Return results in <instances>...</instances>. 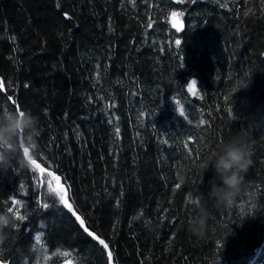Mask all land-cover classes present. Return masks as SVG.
<instances>
[{"label":"trees","instance_id":"obj_1","mask_svg":"<svg viewBox=\"0 0 264 264\" xmlns=\"http://www.w3.org/2000/svg\"><path fill=\"white\" fill-rule=\"evenodd\" d=\"M0 81V111L15 100L39 129V167L0 170V212L14 194L28 212L2 230L1 261L109 264L60 187L115 264H248L264 242V0H0ZM242 129L251 164L216 209L203 163ZM195 198L212 213L203 241Z\"/></svg>","mask_w":264,"mask_h":264},{"label":"clouds","instance_id":"obj_2","mask_svg":"<svg viewBox=\"0 0 264 264\" xmlns=\"http://www.w3.org/2000/svg\"><path fill=\"white\" fill-rule=\"evenodd\" d=\"M38 135V118L30 111H0V170L13 167V160L19 167L27 166L29 157L35 150V138ZM251 147L247 131L242 129L222 140L205 159L204 171L211 167L220 182L217 185L209 181L211 190L208 193V200L216 209L231 205L240 194L244 174L251 164ZM25 148L29 150L28 157L24 154ZM189 203L193 207V215L187 224V230L197 240H206L209 236V220L212 213L200 203L199 198L191 199ZM16 220H18L16 213L10 209L0 212V240L4 238L2 230L14 225ZM262 250L264 245L256 250L249 264H256L260 255L264 254Z\"/></svg>","mask_w":264,"mask_h":264},{"label":"snow or ice","instance_id":"obj_3","mask_svg":"<svg viewBox=\"0 0 264 264\" xmlns=\"http://www.w3.org/2000/svg\"><path fill=\"white\" fill-rule=\"evenodd\" d=\"M133 2H134V0H133ZM171 15H172L173 18H177L181 14L178 13V12L173 11L171 13ZM148 26L151 27L152 25L149 24ZM173 27H177V24L174 23ZM177 30H179L178 27H177ZM176 44L179 45L180 44V40H177ZM187 88H188V92L191 93L193 96L197 95V82L195 80H192L191 82H189L188 85H187ZM0 90H4V82L3 81H0ZM9 99L11 100L12 98L9 97ZM12 102H13V104L16 105V107H15L16 111H22L21 107L18 105V103L15 100H13ZM3 110L9 111L11 109H9L8 107H4ZM177 110H178L179 115L181 117H184L186 119L188 118V115H186L187 109L185 107V104L178 103ZM201 123H203V121H201ZM23 151H24L25 156L28 157L29 156V150L25 148ZM28 162L30 164H32V165H35L36 167H39V165L36 163V160L32 158V155L29 157V161ZM41 171H43V169H41ZM49 175H51V173H49ZM55 179L57 181V184L59 185L60 177H55ZM23 187L24 186L21 185V189ZM177 187H179V185H177ZM52 191L55 192V194L59 197V199H60L61 203L63 204V206L66 209H68L69 211L72 212V214L75 216L76 220L79 222L81 228L90 237H92L93 239L99 240L100 245H102L105 249H109V244L104 239H100L99 236L94 235L93 232H90L88 230V227L86 226L85 219H82L81 216L77 215L76 212L73 210V204L71 202H69V200L66 198V190L63 187H60L59 191H57L55 189H53ZM8 200L10 201V206L7 209H10L11 211L15 212L19 221L26 220L28 218L27 205L21 199L15 198V194L13 196H10L8 198ZM17 206H19V207H17ZM41 207L46 209V208L49 207V204L45 202V203H43L41 205ZM21 208L25 209L24 214H20V209ZM35 239H36L37 242H40L41 241V236L37 235L35 237ZM60 254L63 255L64 257H69L70 258L69 264H71V261L74 258H72V254L70 252L64 251V252H62ZM107 255H108L109 261H112L113 257H112V251L111 250L108 251ZM47 259H48V257H45V260H47Z\"/></svg>","mask_w":264,"mask_h":264},{"label":"water","instance_id":"obj_4","mask_svg":"<svg viewBox=\"0 0 264 264\" xmlns=\"http://www.w3.org/2000/svg\"><path fill=\"white\" fill-rule=\"evenodd\" d=\"M174 23H176L177 24V27L179 26V24L176 22V21H174ZM193 79H190V81L189 82H191ZM57 187H60V185H57ZM68 210V209H67ZM73 210H74V208H73ZM69 211V210H68ZM75 211V210H74ZM70 213H71V215L75 218V216L72 214V212L71 211H69ZM76 212V211H75ZM76 214L77 215H79L77 212H76ZM75 220H76V218H75ZM76 222L79 224V222L76 220ZM80 225V224H79ZM81 227V226H80ZM82 229V228H81ZM83 230V229H82ZM88 230L90 231V232H93L92 230H90L89 228H88ZM84 231V230H83ZM85 232V231H84ZM86 233V232H85ZM87 234V233H86ZM93 234L94 235H96V236H98L95 232H93ZM88 235V234H87ZM92 238V237H91ZM100 238V237H99ZM93 239V238H92ZM101 239V238H100ZM93 240H95V241H98L99 242V240H97V239H93ZM104 248V247H103ZM105 249V248H104ZM105 251H106V254L108 253V251H109V249H105ZM108 256V255H107ZM108 263L109 264H115V263H113L112 261H109V259H108ZM0 264H7L6 262H3V261H1L0 260ZM61 264H67V262H62Z\"/></svg>","mask_w":264,"mask_h":264},{"label":"rangeland","instance_id":"obj_5","mask_svg":"<svg viewBox=\"0 0 264 264\" xmlns=\"http://www.w3.org/2000/svg\"><path fill=\"white\" fill-rule=\"evenodd\" d=\"M60 184V183H59ZM261 245H264V242L261 243ZM261 245L258 247V249L261 248ZM249 264V263H248ZM256 264H264V254H261L259 259L256 261Z\"/></svg>","mask_w":264,"mask_h":264}]
</instances>
